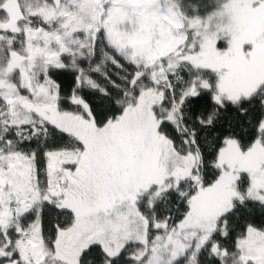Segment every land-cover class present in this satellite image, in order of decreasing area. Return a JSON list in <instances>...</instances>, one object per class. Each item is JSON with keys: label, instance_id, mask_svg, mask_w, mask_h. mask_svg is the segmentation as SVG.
Returning a JSON list of instances; mask_svg holds the SVG:
<instances>
[{"label": "snow or ice", "instance_id": "6c2138e0", "mask_svg": "<svg viewBox=\"0 0 264 264\" xmlns=\"http://www.w3.org/2000/svg\"><path fill=\"white\" fill-rule=\"evenodd\" d=\"M0 264H264V0H0Z\"/></svg>", "mask_w": 264, "mask_h": 264}]
</instances>
